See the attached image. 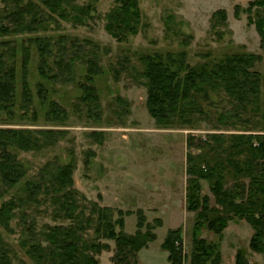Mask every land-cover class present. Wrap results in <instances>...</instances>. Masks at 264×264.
<instances>
[{"label":"rangeland","instance_id":"rangeland-1","mask_svg":"<svg viewBox=\"0 0 264 264\" xmlns=\"http://www.w3.org/2000/svg\"><path fill=\"white\" fill-rule=\"evenodd\" d=\"M89 1L94 9L83 22L60 18L58 22L50 20L44 30L36 33L0 35V41L13 40L20 50L16 104L11 112L0 115V127L54 129L57 133L54 144L41 150L19 152L27 174L24 181L0 199V206L4 200L22 194L20 187L26 180L37 178L47 163L73 162L75 187L79 190L80 202L87 203V213L98 203L113 210L115 218L123 215L128 233L137 230L140 218L144 230L147 224L153 227L157 238L139 251V264H172L169 251L162 243L168 231L178 227H182L184 264H191L192 232L198 212L189 209L188 204L189 136L263 132L261 111H251L250 107L243 115L245 119H240L234 116L236 112L225 93L212 92L213 104L203 102V108L209 112L195 116L200 120L160 125L148 109V87L140 75L144 70L142 57L166 56L170 52L180 56L184 52L187 66L182 68L183 75L187 68L203 64L212 67L235 53L256 54L259 58L252 70L261 75L259 103L264 111V44L256 24L259 15L264 14V4H259L263 0H134L140 14L135 21L136 30H128L121 39L107 28L109 13L120 0H76L82 4ZM3 6L0 0V8ZM37 36L52 40L53 54L48 60L52 72L60 71L54 64L60 57V48L67 54L78 48L84 58L96 52L102 71L94 77L93 86L100 107H95V101L88 105L81 100L87 75V64L81 59L74 64L73 80L54 81L41 74L40 53L35 43L29 41ZM23 45L31 47L27 78L33 103L28 109L21 107L24 103ZM42 86L48 90L46 98ZM52 101L61 107L60 116L55 120L48 118ZM221 113L226 114V123L218 120ZM200 150L194 148L195 153ZM226 176L224 187L231 189L236 179L228 173ZM240 179L249 182L248 177ZM200 183L202 198L208 196L210 206L222 209L211 180L200 179ZM21 210H16L10 228L1 225L0 228L16 262L25 259L35 264L22 245L29 231L24 227L27 223L21 219ZM26 211L28 221L35 220L38 232L48 224L70 222L67 218L55 217L47 202L30 206ZM95 226L89 228V237L96 236ZM117 229H121L119 224ZM254 233L255 227L240 217L231 219L221 234L209 229L207 224L200 230V236L208 243L219 244L221 264H238L239 250L245 257L244 264H264V250L257 251L250 245ZM102 240L108 241L110 247L98 255L100 263L116 264L113 258L116 241Z\"/></svg>","mask_w":264,"mask_h":264},{"label":"trees","instance_id":"trees-1","mask_svg":"<svg viewBox=\"0 0 264 264\" xmlns=\"http://www.w3.org/2000/svg\"><path fill=\"white\" fill-rule=\"evenodd\" d=\"M0 35L36 33L46 28L50 20L58 22L60 18L83 22L91 16L94 9L91 1L78 3L76 0H1ZM259 4H264V0ZM140 17L134 0H120L108 16L107 28L121 39L127 31L136 30V20ZM136 21V22H135ZM264 44V14L256 22ZM45 27V28H44ZM50 37L37 36L34 42L40 53L41 74L50 80L62 78L73 80L77 59L87 64L86 83L83 84L81 100L88 105L95 101L99 106V97L93 86L94 77L102 71L96 52L92 57H82L78 48L67 52L60 48V57L54 64L60 71H54L48 65L53 54ZM77 45L76 42L73 45ZM22 58L23 83L22 95L24 109L31 107L33 94L27 78L28 64L31 59V47L23 45ZM19 45L15 41H0V115L11 112L16 104L19 78ZM253 53L239 52L229 55L215 66L207 64L187 68L185 53L147 54L142 57L145 78L148 87L147 105L151 115L160 125L192 123L200 120L209 111L203 102L211 105V93H225L229 97L236 117L251 111H261V129L263 132L250 133H209L206 137L190 135L188 139V173L191 174L188 187L189 209L198 212L193 226L194 247L191 264H221L222 256L219 244L208 243L200 236L201 228L207 224L209 229L222 233L234 217L247 219L255 233L250 245L257 251L264 250V111L259 103L261 94L260 72L252 70L255 60ZM181 67H178V65ZM176 67V68H174ZM52 72V73H51ZM51 74V75H50ZM40 85V84H39ZM43 89V86H42ZM41 91V89H40ZM47 89H43L47 97ZM61 107L52 101L48 109V118H59ZM226 114L221 113L218 120L226 123ZM247 120V119H246ZM234 121H232L233 123ZM229 136V138L227 137ZM57 140L54 129H33L28 127H0V199L12 188L24 181L27 169L18 154L20 151L41 150ZM229 141V142H228ZM226 143L229 144L226 146ZM194 148H200L195 153ZM226 153V154H225ZM74 163L64 165L47 163L41 168L37 178L25 181L20 190L22 194L12 196L1 203L0 225L10 228L16 217V210L22 209L21 219L29 237L22 241L26 253L35 264H101L99 254L109 249L110 244L103 238L116 241L114 260L116 264H139L138 253L157 238L150 224L146 230L142 218L134 233L125 231V219L106 206L95 203L87 213L86 204L79 199V190L75 187ZM226 173L236 179L234 187L226 189ZM249 178V182L240 178ZM200 179L211 180V187L221 208L209 205L208 196H201ZM47 202L52 206L55 217L70 220L69 223L48 224L38 230L35 220L29 222L27 211L30 206ZM122 214V211H120ZM213 213V215H212ZM95 224V237H89V228ZM121 229H117V225ZM37 230V232H36ZM182 227L170 229L162 247L168 249L172 264H184L182 246ZM10 245L6 242L0 228V264H30L25 259L16 262ZM237 263H246L242 250L237 253Z\"/></svg>","mask_w":264,"mask_h":264},{"label":"crops","instance_id":"crops-1","mask_svg":"<svg viewBox=\"0 0 264 264\" xmlns=\"http://www.w3.org/2000/svg\"><path fill=\"white\" fill-rule=\"evenodd\" d=\"M165 239V238H164ZM149 246H150V244H149Z\"/></svg>","mask_w":264,"mask_h":264}]
</instances>
